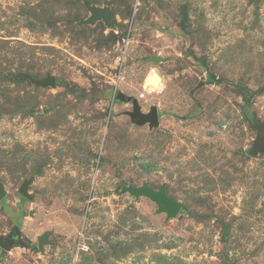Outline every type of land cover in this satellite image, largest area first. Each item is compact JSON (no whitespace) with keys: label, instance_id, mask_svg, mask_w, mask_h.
<instances>
[{"label":"rangeland","instance_id":"rangeland-1","mask_svg":"<svg viewBox=\"0 0 264 264\" xmlns=\"http://www.w3.org/2000/svg\"><path fill=\"white\" fill-rule=\"evenodd\" d=\"M262 139L264 0H0V264H264Z\"/></svg>","mask_w":264,"mask_h":264},{"label":"water","instance_id":"water-1","mask_svg":"<svg viewBox=\"0 0 264 264\" xmlns=\"http://www.w3.org/2000/svg\"><path fill=\"white\" fill-rule=\"evenodd\" d=\"M91 12V17L88 18V23H94L98 20H103L107 25L113 24L116 19L115 13L109 7H98L91 5L89 6ZM39 85L47 86L56 84L54 77H48L44 80L36 81ZM134 112H131V116L141 123L150 122L151 125H157L159 123V114L156 108H153L150 112L144 113L141 111L140 106L137 101H134ZM258 150L264 151V139L260 141L257 146ZM126 189L136 196L147 195L151 197L159 205L160 211H165L168 213L169 217L176 216L181 209V202L174 200L170 197L164 188L154 189L153 187L144 184L140 187H126ZM24 194L27 195L26 190ZM4 196L3 188H0V199ZM47 240V236L44 235L39 237L38 243L42 247V244ZM20 243L18 235H13L9 238L0 237V246L4 249H10L12 246L18 245Z\"/></svg>","mask_w":264,"mask_h":264}]
</instances>
